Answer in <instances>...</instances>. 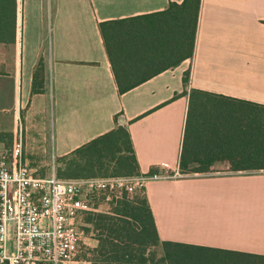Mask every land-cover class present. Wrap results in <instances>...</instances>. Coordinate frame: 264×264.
Returning <instances> with one entry per match:
<instances>
[{
  "label": "crops",
  "instance_id": "1",
  "mask_svg": "<svg viewBox=\"0 0 264 264\" xmlns=\"http://www.w3.org/2000/svg\"><path fill=\"white\" fill-rule=\"evenodd\" d=\"M183 1L55 0L45 14L46 0H31L23 40L18 29L16 43H0V159L21 143L24 160L50 174L58 158L123 126L142 175L178 173L193 90L264 105V0H202L194 56L119 93L100 24ZM218 168L146 184L160 239L264 255V170Z\"/></svg>",
  "mask_w": 264,
  "mask_h": 264
},
{
  "label": "trees",
  "instance_id": "2",
  "mask_svg": "<svg viewBox=\"0 0 264 264\" xmlns=\"http://www.w3.org/2000/svg\"><path fill=\"white\" fill-rule=\"evenodd\" d=\"M201 1L170 3L161 12L100 24L120 94L194 56ZM18 16L19 0H0V43H16ZM43 78L40 62L34 93L42 92ZM188 83L186 72L184 84ZM219 164L228 165L230 172L264 170V105L193 90L180 172L213 174ZM55 168L60 180L141 175L132 136L123 126L58 158ZM150 174L163 172L152 169ZM90 204L101 209L82 214L79 222L97 245L86 247L79 258L90 264H264V255L162 241L144 191L126 193L110 203L95 197Z\"/></svg>",
  "mask_w": 264,
  "mask_h": 264
},
{
  "label": "built area",
  "instance_id": "3",
  "mask_svg": "<svg viewBox=\"0 0 264 264\" xmlns=\"http://www.w3.org/2000/svg\"><path fill=\"white\" fill-rule=\"evenodd\" d=\"M186 176L179 170L60 180L54 165L47 177H40L17 143L0 159V264H73L80 258L84 236L79 228L82 214L101 212L90 204L95 197L110 203L143 191L149 181Z\"/></svg>",
  "mask_w": 264,
  "mask_h": 264
},
{
  "label": "rangeland",
  "instance_id": "4",
  "mask_svg": "<svg viewBox=\"0 0 264 264\" xmlns=\"http://www.w3.org/2000/svg\"><path fill=\"white\" fill-rule=\"evenodd\" d=\"M52 1H53V5H52ZM26 2V3H25ZM54 2L55 0H46V4H45V14L47 13V11L55 8L56 6V2H55V5H54ZM31 7V0H29V3H28V0H19V16H18V29H19V34L20 35V38H21V41L23 40L22 38V25H23V14H24V9H29ZM48 14V13H47ZM21 25V26H20ZM42 168H40V170H38L37 173H42L43 174H47L49 173V171L51 170V166L47 167V168H44V166H41ZM217 170H220V168H218ZM104 210V209H103ZM85 227V226H84ZM83 228V225L80 223V231L86 235L84 233V231L82 230ZM92 236H88L87 239H84L81 244L82 246H80V249H81V252L78 256H82L84 253H86V247H91L93 248L95 242L92 240V238H90ZM81 260V259H80Z\"/></svg>",
  "mask_w": 264,
  "mask_h": 264
}]
</instances>
